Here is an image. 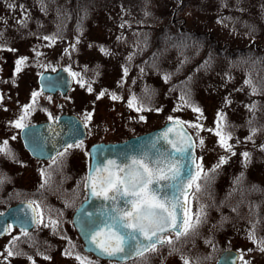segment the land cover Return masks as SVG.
Returning <instances> with one entry per match:
<instances>
[{"label":"rangeland","instance_id":"obj_1","mask_svg":"<svg viewBox=\"0 0 264 264\" xmlns=\"http://www.w3.org/2000/svg\"><path fill=\"white\" fill-rule=\"evenodd\" d=\"M9 2L10 0H7V3L0 4V41H3L0 44H8L12 36H15L17 41L12 42L16 44L14 47L0 48V141H5L3 117L15 114L21 108L18 107L20 102L27 103L29 98H33V93H37L34 89L36 87L35 77L39 72L45 70L42 65L38 68H28L31 66L24 64V67L20 66L23 69L20 68V71H17V61L20 57L26 56L27 59L35 61V58L32 57L35 50L46 48L50 52V57L57 59L67 54L66 50L71 48L77 53L76 58L70 57L69 59L77 60L79 66H87H85L86 68H77L78 76L74 82V89L68 97H62L63 108L61 110L76 109L83 116L89 131V136L83 142L81 141L84 146H88L92 142L124 140L129 136L161 126L169 120V116L174 119L179 118L183 122L187 120L189 124L186 125L191 130L196 142L197 164L202 163L204 171L208 167L211 170L213 169L212 165L218 164L221 157H228L226 162L218 168L221 171L218 178L221 188H225V185L237 177L231 184L236 196L234 198L239 196V192L244 193L247 183L253 182L261 184L260 198L264 197V149L261 148L264 142V132L251 136L254 132L245 130L243 126L239 128L240 121L244 120L242 106L248 100V98L245 100L248 94L239 88L243 84L240 82L238 71V74H235V70H228L227 73L226 71L220 72V70L212 73L207 72L209 73L207 78L201 77L203 72L197 79L198 82L195 86L199 90L200 98L208 102L204 108L206 110L205 119H202L204 122L197 117L191 118L190 111L185 109L182 104L172 105L173 96L177 95L178 91L175 89L172 91L173 95L167 94L163 84L174 72L173 66L167 76L155 73V76L149 80L138 74L137 70H133L131 76L125 72V69L127 71L129 69L126 67L128 61L125 57L137 47L135 38L139 33L146 35L147 32H151L150 34L154 36L173 18L172 14L178 6L179 0H141L139 6H135L133 2L115 0L108 2L105 6H100L93 13H86L84 17H80L83 20L80 26L77 23L79 16L72 15L71 12L61 14L58 13L56 7L48 6L47 8L41 2L34 0H12V3ZM181 15H184L182 25L187 30L207 31L220 43H228L231 46L242 47L250 44V37L219 23L215 13L197 10L193 3L189 4ZM22 18L29 19V21L22 23ZM41 19L47 24L43 28L46 30L45 32L38 31ZM139 21L142 24L140 29ZM180 23L181 21L177 23L173 21L172 26L181 28ZM79 30L81 31L80 35L71 36L73 35L71 31L78 33ZM25 31L28 32V35L24 33ZM50 35L55 36L54 43L52 40L44 39L52 37ZM255 43L262 47L260 50H263L264 38L255 39ZM48 44L52 45L48 47ZM172 60L173 57L170 56V61ZM154 65H147L148 69L142 70V73L148 75ZM164 66H161V69ZM230 72L234 75L226 76ZM81 80L84 82L83 87L79 82ZM89 85L92 88L91 92L88 91ZM102 91L106 94L97 99ZM113 94L119 99L113 100L111 98ZM133 97H135V107H129V101ZM37 99H43V97L37 95L35 100ZM56 101L53 99L49 101L46 96L40 103V107L52 110L51 106L53 107ZM220 103H223V106L228 105L229 116L226 118L228 120H226V124L225 121L222 124L224 125L223 134H231V139L228 140V143L232 145L231 151L225 150L218 143L217 124L211 120L216 109H220ZM141 106L143 110L136 111V107ZM89 113H91L90 120L86 119ZM141 116L144 117L143 120L140 119ZM197 123L202 125L200 129L189 126ZM210 129L212 131H209ZM201 139L204 141L202 146ZM245 152L249 153L248 158L244 157L243 153ZM7 156L14 160L16 164L14 168L17 173H15V180L12 182L5 174H2L4 179L0 176V181H2L0 182V209L3 210L17 200H28L27 197L30 193H35L41 186H45L48 187L47 191L49 192L45 197L47 198L45 206L52 216L43 213V222H38L32 230L33 232L30 231L29 237L16 240L18 246L15 251H19L20 254L27 252L25 258V255H7V250L10 248L8 241L12 237L18 236L19 231L11 229L7 235L1 238L0 264H81V261L76 258L78 255L91 259L90 255L83 253L80 239L75 234L71 223L73 205L76 203L75 197L82 184L80 179L82 176L80 168L84 162L82 153L77 151L74 156L67 157V162H71L66 165L57 163L61 165L59 168L55 164V172L51 166H47L48 163H44L45 166H38L20 148H15L14 152ZM0 162H3V169H5L4 165L10 168V163H8L10 161L6 160V157L4 159L1 153ZM61 169L65 170V176ZM210 170L208 174L215 173ZM223 193L225 194L224 191ZM202 195L204 196L203 191H199V196ZM197 197L196 194L191 199L190 208L193 214L200 211L199 207L195 208L193 204L194 198L196 200ZM236 212L235 210V213L231 212L230 214L215 212L202 215L201 229L198 233L193 232L181 241L182 244L176 242L177 250L182 252L181 250L188 249L190 254L202 252L205 258L209 259L212 258L213 252L218 255L225 247V249L239 251V264H264V251H261L259 244L263 237L261 234L264 233V223H262L264 208L258 205L256 209L250 208L245 212ZM230 217L232 219L226 220ZM210 220L216 221L218 226L212 225ZM52 221L57 223L53 225ZM253 231L256 236L255 241L249 238ZM259 235L261 238L258 237ZM29 241L33 242L28 243ZM167 250L162 247L161 250L149 252L144 259L146 261L154 260L158 264H182L179 260L171 258V253H168ZM161 254L165 256L159 262Z\"/></svg>","mask_w":264,"mask_h":264},{"label":"snow or ice","instance_id":"obj_2","mask_svg":"<svg viewBox=\"0 0 264 264\" xmlns=\"http://www.w3.org/2000/svg\"><path fill=\"white\" fill-rule=\"evenodd\" d=\"M44 39L55 42L54 37ZM101 50L104 51V49ZM23 63L24 58L17 61V71H20ZM72 75L77 74L72 73ZM79 82L83 87V80ZM245 84L252 86L254 93L257 91L251 79L245 80ZM88 91H92L90 85ZM105 94L102 91L97 99ZM37 95L38 93H33V104L36 102ZM111 98L119 99L114 94ZM134 100L135 97L129 101V107H135ZM31 107L32 105L25 106L24 114L15 122L17 128L26 127L23 121ZM252 108H255V105ZM142 110V106L136 107V111ZM193 111L201 113V110L196 107ZM86 119H91V113ZM140 119L143 120L144 117L141 116ZM168 119L173 120V117L169 116ZM221 121L223 116L218 114L216 130V135L219 137L218 143L225 150L231 151L232 145L228 143L231 134H223ZM183 125L184 122L176 120L173 127L167 128L156 141L151 142L149 151L133 156L123 164H118L115 160H108L103 165L97 164L84 178V187L90 190L92 196L110 202V210L101 213L99 218H93L92 214H89L88 227L85 231L89 244L100 255L119 257L120 260L129 259L133 255L142 258L148 252L157 251L160 245H171L174 240L187 236L201 222L203 209L193 214L189 196L194 197L195 193L201 190L200 181L208 177V172L204 171L202 163H195V158L190 152L194 143L184 131ZM189 126L197 129L202 127L198 123ZM255 131L253 129V132ZM170 134L173 136L171 139ZM161 139L170 145L171 151H161L157 148V143ZM203 143L201 139V146ZM67 147L70 148L72 145ZM76 147H82V143L77 144ZM0 152L11 155L7 141L0 146ZM243 155L245 158L249 157L247 152ZM58 156H63V153H58ZM225 162V158L221 157L219 163L210 171H215V168H219ZM52 163L54 165L57 163L56 158H53ZM187 165H192L195 171L189 169L188 173L184 174ZM28 207L32 209V221L43 222V211L39 203L30 201ZM56 223L52 221L53 225ZM8 230L5 229V231ZM22 234L26 236L27 231L22 229ZM249 238L256 240L254 231L250 233ZM16 239L18 237H13L14 241ZM259 243L261 251H264V240ZM7 255L12 256L13 252L9 250ZM76 258L81 261V264H93L86 257L78 255ZM181 259L183 264H193L188 257L181 256Z\"/></svg>","mask_w":264,"mask_h":264},{"label":"trees","instance_id":"obj_3","mask_svg":"<svg viewBox=\"0 0 264 264\" xmlns=\"http://www.w3.org/2000/svg\"><path fill=\"white\" fill-rule=\"evenodd\" d=\"M11 1L12 0H10L9 3H12ZM34 1L41 2L47 8L48 6H52L53 8L56 7L58 13L67 14L71 12L70 14L76 15L77 17L79 16L77 23L78 26H80L83 23L81 18L84 17L86 13H93L98 10L100 6H105L108 2H114L115 0ZM123 1L133 2L135 6L141 4V0ZM195 2L198 3L195 4ZM3 3H7V0H0V4ZM191 3L197 7V10L215 13L219 23L221 22L226 27L238 30L250 37V44L242 47L231 46L228 43H220L218 39L207 31L199 32L192 29H185L184 25H182L184 15H181V13ZM129 9L132 10V8ZM172 17L173 18L160 28L154 36L150 34L151 32H147L146 35L139 33L138 37L135 38L137 40V47L125 57L128 61L126 67H129L126 74L131 76L132 71L137 70L138 74L149 80L151 77L155 76V73H160L161 76H167L171 66H173L174 72L163 84L167 94L173 95L172 91L175 89L178 91V94H174L173 96L172 105L178 106V103L180 105L182 104L185 109L190 111L191 118L199 117V120L203 121L206 111L204 108L208 102L200 98L199 90H197L195 86L196 82H198L197 79H199L203 72V76L201 77L207 78L209 73L213 71L220 70V72L226 71L227 73L228 70H235V74L239 72V77L241 78L240 82L243 84L239 88L248 94V97L245 99L247 100L248 98V100L242 106V108H244L242 114L244 120L240 121L239 128L243 126L245 130L247 129L252 132L253 129H255L256 131L251 136H255L256 133L259 132H264V95L262 96V94H264V48L260 50L262 47L255 43V39L264 38V0H179V4L174 9ZM28 21L29 19L26 18H22L21 20L22 23H27ZM173 21H175V23L181 21V28L173 27ZM138 24L140 29L142 24H140V21ZM46 25L45 21H42L39 28H44ZM170 56L173 57L174 61H170ZM149 64L155 65L148 75H144L142 70L148 69L147 65ZM163 65L165 66L161 69ZM231 73L232 72L228 73L226 76H233L234 73ZM247 79L252 80L253 85L257 89L255 93L252 90V86L245 84V80ZM209 87L211 89V85ZM222 104L220 103V109H216L211 117L214 124H217L218 114L223 116V121H221V123L228 120L226 119L229 116L226 113L228 105L223 106ZM253 105H255V108H252ZM194 107L201 110L202 116L201 113L193 111ZM192 114L195 115L192 116ZM185 123L187 125L189 124L187 120ZM262 144L264 145V142ZM261 148L264 149L262 146ZM201 181H203L204 185L209 181L207 188L213 190V182L210 180L207 181L206 179H202ZM260 186V183L253 182L249 184L250 193L246 190H244V193L239 192V196L234 199L236 213L245 212L246 210H250V208L256 209L258 205L262 204L261 199H255V193L256 196L260 198ZM47 189L48 187L41 186L35 193H30L27 198L38 202L39 205L43 207L44 213L51 215L49 209L45 206V202H47V198L45 197L49 194ZM196 194L198 195V192H196L195 195ZM233 197L236 196L234 195ZM201 198L205 200V196L202 195ZM249 198L250 200L248 201ZM207 201L208 203L203 206V216L208 215L213 209V201L210 198L207 199ZM235 210L232 212L235 213ZM230 219L232 218L230 217L226 220ZM210 221H212V225L214 226L218 224L216 221ZM200 223L201 224H198L187 236H182L180 238H187L193 232L198 233L199 229H201L200 225L203 224L202 217ZM262 223H264V219ZM18 231L19 235L16 236L18 239L29 237L28 235L30 232L27 231V235L25 236L22 234L21 230ZM16 240H9V250L13 252L14 256L27 254V252L20 254L19 251H15L18 246ZM30 242L33 241H29L28 243ZM9 250H7V252ZM212 258L210 257L209 259L211 260Z\"/></svg>","mask_w":264,"mask_h":264},{"label":"flooded vegetation","instance_id":"obj_4","mask_svg":"<svg viewBox=\"0 0 264 264\" xmlns=\"http://www.w3.org/2000/svg\"><path fill=\"white\" fill-rule=\"evenodd\" d=\"M38 31L45 32L46 30H44L43 28H40V30ZM71 32H73L72 33L73 35H71L72 37H77L78 35L81 34L80 30L78 31V33H76L75 31H71ZM24 33L28 35L27 34L28 32L25 31ZM54 34H57V33L54 32ZM50 36L55 37L53 35H50ZM16 41L17 40L15 39V36H12L9 43L0 44V48L1 47H14L16 44H13L12 42H16ZM0 42H3V41H0ZM50 45L52 44H48V47H50ZM66 52L67 54L61 56L60 58L52 59L50 57V52L45 48V49L35 50V53L32 54V57L35 58V61H31L30 58L27 59L26 56L20 57V59L24 58L23 67H24V64H26L27 66H31L28 68H32V67L38 68L39 66L42 65L43 66L42 68L45 69L39 72L37 74V77H35L36 87L34 88L36 92L38 93V96L43 97V99H37L35 104H33V101H32L33 98L32 99L29 98L27 103L20 102L18 107H21V108H19L15 114L12 113V114H9L8 117H3V129L5 130V135H3V137H5V141H7V146L11 150V154L14 152L15 148H20L24 151L26 155H28L31 158L30 160L35 161L38 166H41V165L45 166L44 163H48L47 166H51L54 172L56 168H54V164L52 163L53 158H56L57 163L61 165L62 164L66 165V163L71 162V161L67 162L68 160L67 157L69 156L72 157L75 154H77V151H80L82 155L84 156V162H83L82 168H80V171H82L81 173L82 176L80 178L82 180V184H81V187L77 190L78 195L77 194L76 195L77 197L81 196L84 198L85 192L83 189V181H84V178L86 177V172H87V169L90 163L89 158L87 157L88 149H89L88 146H90L94 142L90 143L88 146H84L82 142L85 140V138L89 136V131L86 127L85 121L82 118L83 116H81L76 109L72 111L61 110V108H63L61 104V99L62 97L63 98L68 97V95H70L69 93H71L74 89L73 87L74 82L76 81V77L78 75L73 76L72 73L78 74L77 68L79 67L86 68L85 66L87 65L79 66L77 60L72 61L71 59H69L70 57L73 59L76 58L77 51L75 50L72 51V49L70 48L66 50ZM46 73H49V74H46ZM55 73L58 75L54 76L53 74ZM46 96L48 97L49 101H52V99L57 100L55 105H53V107L51 106L52 110L40 107V103L44 101ZM26 105H32L31 109L28 112L27 117L23 121L26 127L23 129L17 128L15 126V122L18 119H20V117L24 114V108ZM78 118L82 121L83 126H84V131H85V134L81 138H77V136L78 135L80 136L81 134V125L78 122ZM52 124H55L54 127L51 126ZM72 131H73V134H72ZM64 139L65 140L70 139V140L66 141L65 144H62V145L57 143V140H59L60 142H63ZM3 142L4 141H0L1 146L3 145ZM81 143H82V147H76L77 144H81ZM57 145L59 147H57ZM68 145H72V147L68 148L67 147ZM29 148H32V149L43 148V151L31 149V151L33 152L32 153ZM50 148H59V149L53 155L46 157V154H47L46 149H50ZM0 153L4 157V159L6 157V160L10 161L8 162L10 163V168L4 165V168L6 170L3 169V162H0V176L1 178L4 179V176L2 174H5L6 177H9L8 178L10 179L9 181L12 182L13 180H15L14 179L15 173H17L16 168H14L16 164L13 159H10L7 156L8 154H6L5 152H0ZM58 153H63V156H58ZM227 159L228 157L225 158V160ZM57 163L56 165H58ZM61 165H58V168ZM47 168H50V167H47ZM212 168H214V165H212ZM63 169H61V171H63V175L65 176V170ZM209 170L210 168L208 167L206 171L208 172ZM220 174H221V171L218 168H215V173L208 174V177L205 178L207 181L210 180L211 182H213V186H214L213 190L207 188V184L209 181L206 183V185L203 184V181L200 182L201 183L200 191H203L205 200L204 198H201L199 196V192H198V197L196 198V200L194 198L195 208L200 207L204 204H207L208 203L207 199L210 198L213 201L212 205L214 204L213 209L212 211H210V213L218 212V214H224V213L230 214L233 210H235V200H234L235 198L233 197L234 192L232 190L231 184L234 183L237 177L235 179H232L230 183L225 185V188H221V185L218 182L219 181L218 178ZM242 177L244 178L245 176L243 175ZM245 190L250 193L248 183H247V186L245 187ZM223 191L225 192V194L223 193ZM255 199L257 200L261 199V203H262L261 206L264 208V197L258 198L255 193ZM249 200L250 198L248 199V201ZM215 226H218V224ZM261 235L263 236L262 238H261ZM261 235H259L258 237L264 240V233H262ZM185 239L186 238H179L178 240H174L173 244L160 245L158 246L157 249L161 250L162 247L167 248L168 249L167 252L171 253L170 254L171 258L179 260L182 264H183V261L181 259V256L188 257L193 262V264L210 263L218 258L217 257V258H213L212 260H209L208 258H205L204 253L193 252L190 254L188 249H183V250L180 249L182 252H179L177 250L178 246L176 242L179 244H182L181 241ZM201 244L203 245V243ZM148 253H146L145 256H147ZM214 254L215 252H213L211 256ZM90 256H91L90 261H92L93 264H98L101 262H105L106 264H129V263L131 264H158V262H155L154 260H151V259L150 261H146L144 259L145 256L142 258L135 257L131 260L124 261V262H120L117 260L99 259L91 254ZM157 256H160V255H157ZM164 256L165 255L161 254V256L159 257V262H161L162 259H164ZM25 257H27V254H25L24 258ZM239 259H240V253H238L236 264H239V261H240Z\"/></svg>","mask_w":264,"mask_h":264},{"label":"water","instance_id":"obj_5","mask_svg":"<svg viewBox=\"0 0 264 264\" xmlns=\"http://www.w3.org/2000/svg\"><path fill=\"white\" fill-rule=\"evenodd\" d=\"M49 74V73H46ZM58 75V74H53ZM62 119V118H61ZM179 119H173L166 121L161 126L156 127L150 131L141 133L139 135L131 136L123 141L119 142H98L94 143L89 147V154L88 157L90 158V166H88L87 175L90 171V169L95 168L97 164H105L108 160H115L118 164H123L128 162V160L133 156H139L141 153L145 151H149L150 145L152 141H156L159 136L163 134V132L170 127H173L174 122ZM180 121V120H179ZM79 122V121H78ZM56 124V123H55ZM55 124H52L51 126L54 127ZM81 125V134L78 135L77 138H81L84 135V130L82 124ZM184 131L186 134L191 138V141L194 143V147L190 149L192 157H196L195 149V141L193 139V136L191 132L188 130V128L183 125ZM73 134V131H72ZM170 139L173 138V136L170 134ZM70 139H64L63 142H60L57 140V143L62 145L65 144L66 141H69ZM157 148H159L161 151L168 150L171 151L170 145H168L165 141L162 139L158 141ZM30 151L32 148H29ZM57 148H53V150H47V154H52L53 151H55ZM32 150H41L43 151V148L39 149H32ZM32 152V151H31ZM33 153V152H32ZM47 155V156H48ZM187 164V161L185 162ZM196 163V161H195ZM189 169L192 171H195V168L192 165H187L184 169V174H187ZM86 175V176H87ZM85 183V180H84ZM86 190V197L85 199L78 205V207L75 209L73 215H72V222L74 225V228L79 236V238L83 242V249L86 252H91L94 255L104 258V259H117L120 260L119 257H107L102 256L99 254V252L95 251L92 246L89 244L88 239L85 235V231L88 227V221H89V214H92L93 218H99L100 214L103 212H108L110 210L109 201H105L102 198L94 197L90 194V190L85 188ZM30 201H22L18 202L10 207H8L5 211L0 213V236L4 235L6 232L5 229H8L9 225L17 226L24 229H30L34 226V223L32 221V209L28 207ZM121 206L122 203H121ZM135 257L134 255L131 257ZM236 258L237 253L235 251L231 250H224L222 254L220 255L219 259L215 261V263L212 264H236ZM130 259V258H129ZM128 260V259H125ZM120 260V261H125Z\"/></svg>","mask_w":264,"mask_h":264}]
</instances>
